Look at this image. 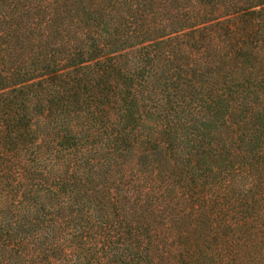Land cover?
<instances>
[{
    "label": "trees",
    "instance_id": "trees-1",
    "mask_svg": "<svg viewBox=\"0 0 264 264\" xmlns=\"http://www.w3.org/2000/svg\"><path fill=\"white\" fill-rule=\"evenodd\" d=\"M0 264H264V0H0Z\"/></svg>",
    "mask_w": 264,
    "mask_h": 264
}]
</instances>
